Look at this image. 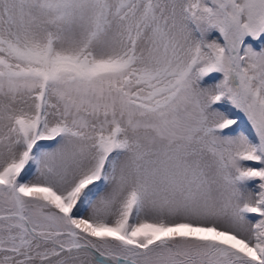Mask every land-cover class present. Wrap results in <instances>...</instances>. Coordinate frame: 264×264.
<instances>
[{
  "label": "snow or ice",
  "instance_id": "obj_1",
  "mask_svg": "<svg viewBox=\"0 0 264 264\" xmlns=\"http://www.w3.org/2000/svg\"><path fill=\"white\" fill-rule=\"evenodd\" d=\"M0 264H264V0H0Z\"/></svg>",
  "mask_w": 264,
  "mask_h": 264
}]
</instances>
